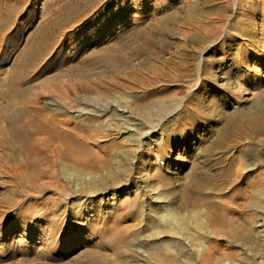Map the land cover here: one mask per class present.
<instances>
[{
	"label": "rangeland",
	"instance_id": "rangeland-1",
	"mask_svg": "<svg viewBox=\"0 0 264 264\" xmlns=\"http://www.w3.org/2000/svg\"><path fill=\"white\" fill-rule=\"evenodd\" d=\"M255 102L264 0H0V264H264V131L215 142ZM205 167L204 239L150 235Z\"/></svg>",
	"mask_w": 264,
	"mask_h": 264
},
{
	"label": "bare ground",
	"instance_id": "bare-ground-1",
	"mask_svg": "<svg viewBox=\"0 0 264 264\" xmlns=\"http://www.w3.org/2000/svg\"><path fill=\"white\" fill-rule=\"evenodd\" d=\"M258 57V56H257ZM254 61V60H253ZM251 62V61H250ZM253 64V63H252ZM262 62L261 61H255L253 65H251V70L249 71V75H248V79L253 83V84H256L260 78H262V74L261 72L259 71V68L261 66ZM250 69V67H249ZM262 70V69H261ZM247 72V71H246ZM262 104V103H261ZM259 102H255L253 103V105L251 106V108L249 110H246L244 108H242L241 106L239 108H237L236 110H234L232 113H230L227 117H225L224 119V124L223 126L221 127V129L218 131V133H216L217 135V141L216 144L220 145L221 147L226 144V141L227 139L233 134V135H245L246 138H249L250 135L252 133H257V132H260V131H264V120H263V111H264V106L261 105ZM7 118V117H6ZM242 123L244 124V128ZM240 124H241V128H240ZM243 129L245 130L244 133L243 132ZM217 132V131H216ZM244 133V134H243ZM244 136V137H245ZM235 138V137H234ZM239 138V137H238ZM237 138V139H238ZM254 138V137H253ZM236 139V138H235ZM234 139V141H235ZM245 139V138H244ZM243 139V141H244ZM239 140H242L239 138ZM237 140V141H239ZM229 141V140H228ZM249 143L250 142V138L246 140ZM242 142V141H241ZM240 143V142H239ZM243 144V143H241ZM255 144V143H254ZM245 145V144H244ZM218 146V147H220ZM262 146V145H260ZM220 147V148H221ZM247 147L248 149V146H245ZM263 147V146H262ZM208 148V146H207ZM224 149V147H222ZM250 148V147H249ZM243 149V148H242ZM206 150V149H205ZM208 150V149H207ZM245 150V149H244ZM252 150V149H250ZM206 152V151H205ZM239 160V159H238ZM239 162V161H238ZM249 163V162H248ZM254 165V164H253ZM256 166V165H255ZM243 169H246V172L242 171ZM194 170V169H193ZM201 171L200 172H192V174L190 175V178L189 180L186 181V183L184 184V186H182V194H181V200H180V206L181 207H184L186 208L187 210V214L185 215H181V213L179 214L178 211L172 209V210H169L170 208H168L166 202L163 204L162 203V206L164 205L163 208H159L160 210L158 211L159 212V217L161 219V221L164 223L163 227L162 225L160 224H156L154 223V220L153 219H150L149 217L146 218V222L148 225L151 226V229H152V236H159L162 232H167V233H172V234H178V233H181L182 229L183 228H186L188 227V223L191 222L193 223V225L195 226V230L196 232H188L186 234L187 238L189 237L190 239L192 240H196V239H199L201 238L202 240L204 239V235L202 234V228L204 227L203 224L200 222V212L201 210L196 208V204L197 202H199V200L201 199H204L200 192L203 190L205 184L207 183H210V182H214L216 180H219V178L217 179V177L215 176V174L213 172L210 171L209 167H205V168H202L200 169ZM232 170V169H231ZM231 170H230V167L229 166H226L224 168V171L222 172L223 173V176L225 178H227V176H229V174H231ZM221 173V174H222ZM254 173H255V170H254V167H248L247 165H244V164H241L239 166L236 167V170L234 171L233 175L235 177H241L242 179L246 178L248 176V178H251L252 175L254 176ZM260 177V176H259ZM240 179V178H239ZM253 179V178H252ZM224 180V178H223ZM247 180V178H246ZM251 180V179H250ZM248 181V180H247ZM253 181V180H252ZM239 182V181H238ZM256 182V180H255ZM254 182V183H255ZM258 183V182H257ZM235 184V183H234ZM247 184V183H246ZM216 185V184H215ZM253 185V184H252ZM246 186V185H245ZM250 188V187H249ZM258 188V186H257ZM221 189V188H220ZM236 189V188H235ZM247 189V188H246ZM255 189V188H254ZM259 189H262L259 187ZM264 189V188H263ZM208 190V189H207ZM258 190V189H257ZM246 191V190H245ZM248 191V190H247ZM253 191V190H252ZM256 192V191H255ZM259 192V191H258ZM257 192V193H258ZM209 193V191H208ZM225 193V192H224ZM222 193V194H224ZM250 193V192H249ZM261 193H262V190H261ZM207 194V193H206ZM221 195V193H217V195ZM227 194V192L225 193ZM245 194V193H244ZM247 194V192H246ZM255 194L254 193V197H255ZM263 194V195H262ZM260 194V197L261 196H264V192ZM211 195V194H210ZM216 195V196H217ZM215 196V197H216ZM221 196H224V195H221ZM252 196V194L250 195ZM220 197V196H219ZM225 197V196H224ZM229 197V195H228ZM259 197V198H260ZM161 198H163V196H161ZM165 198V197H164ZM208 197H206L204 199V201H207ZM252 198V197H251ZM262 200H264V198L262 197L261 198ZM113 200V199H111ZM260 200V199H259ZM261 202H264L262 201ZM164 202V201H163ZM252 202V206H258L259 205V201L258 200H254V201H251ZM114 205L118 204L117 201L113 200ZM258 203V204H257ZM166 204V205H165ZM214 209V208H212ZM258 210V209H257ZM262 210V209H261ZM260 209L258 211H261ZM206 211V210H205ZM264 211H261L260 213H262ZM82 213V212H81ZM186 213V212H184ZM202 213V212H201ZM259 213V214H260ZM203 214V213H202ZM258 214V213H256ZM263 214V213H262ZM148 215V214H147ZM206 215V214H205ZM83 216V215H82ZM143 216V214H142ZM146 216V215H145ZM154 216V215H153ZM263 216V215H262ZM204 217V216H203ZM155 218V217H154ZM205 218V217H204ZM264 218H262L263 220ZM209 220V219H208ZM259 220V219H258ZM206 221V220H204ZM210 221V220H209ZM253 221V219H252ZM258 222V221H257ZM264 222V221H263ZM253 223V222H251ZM263 224V223H262ZM261 224V225H262ZM205 225V224H204ZM259 225V227L261 226ZM207 226V224H206ZM256 227V226H255ZM13 230V229H12ZM199 230V231H198ZM213 231V230H212ZM221 231V230H220ZM51 232V231H50ZM184 232V231H183ZM2 234V233H1ZM45 234V233H43ZM49 234V232H48ZM135 234V233H134ZM196 235V238L194 237ZM52 235V234H51ZM50 235V236H51ZM107 235V234H106ZM136 235V234H135ZM140 235V234H139ZM138 235V236H139ZM200 235V237H199ZM222 235V234H221ZM79 236V235H78ZM182 236V235H181ZM199 237V238H198ZM223 237V236H222ZM249 235H246L245 236V239L248 238ZM90 238V236H85L83 238V240H88ZM140 238V237H139ZM206 238V237H205ZM227 238V237H226ZM233 238V237H232ZM46 240L44 241H49L47 242V245L49 246V250H54L55 251V248L52 247L53 246V243L51 242V239L49 238H45ZM161 239V238H160ZM160 239H157V240H160ZM231 239V237L229 238ZM235 239V238H234ZM80 241V239L78 240ZM95 241V240H94ZM162 241L164 242V245H169L168 247L172 250L173 254L172 255H175L176 253H178V251H180V246H181V242L177 239V238H169V237H163L162 238ZM207 241V240H206ZM228 241V239H227ZM226 241V242H227ZM55 242V241H54ZM230 242V241H229ZM76 243V240L75 238H71L69 241H68V245L72 246V245H75ZM205 243V242H204ZM208 243V242H207ZM12 244V243H11ZM20 244V243H19ZM77 244V243H76ZM205 245V244H204ZM12 246V245H11ZM15 246V245H14ZM22 245L20 244V247ZM55 246V245H54ZM199 246V245H197ZM184 247V246H183ZM200 247V246H199ZM242 247V246H241ZM245 247V246H244ZM242 247V248H244ZM25 248V247H24ZM19 249V247H18ZM22 249V248H21ZM70 249V248H69ZM169 249V250H170ZM170 250V251H171ZM242 250V249H241ZM165 251V250H164ZM175 253V254H174ZM183 253V252H182ZM52 254V253H51ZM40 255V254H39ZM38 255V256H39ZM26 256V255H25ZM116 256V255H115ZM41 257V256H40ZM124 258L126 256H123ZM131 257V256H130ZM172 257V256H171ZM182 257H185L184 255ZM187 257V256H186ZM24 258V257H22ZM21 258V259H22ZM44 258V257H43ZM173 258V257H172ZM40 259V258H38ZM186 259V258H185ZM37 260V259H35ZM46 261V258L44 259ZM31 261L33 262V260L31 259ZM30 261V262H31ZM44 261V262H45ZM50 261V260H49ZM54 261V260H53ZM176 261V260H175ZM21 262V261H20ZM42 262V261H41ZM182 262H185V261H182ZM227 262V261H226ZM233 262V261H232ZM22 263V262H21ZM34 263V262H33ZM127 263L128 264H138L137 263V260H128L127 259ZM189 263V262H188ZM11 264V263H10ZM36 264V263H34ZM183 264V263H182ZM221 264V263H220ZM223 264V263H222ZM231 264V263H230Z\"/></svg>",
	"mask_w": 264,
	"mask_h": 264
}]
</instances>
